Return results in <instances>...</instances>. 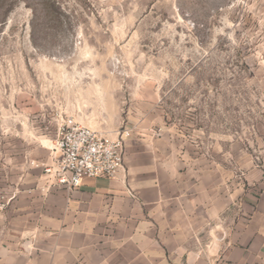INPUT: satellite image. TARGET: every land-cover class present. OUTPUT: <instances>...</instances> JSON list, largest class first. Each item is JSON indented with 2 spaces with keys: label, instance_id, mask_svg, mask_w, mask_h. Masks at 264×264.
<instances>
[{
  "label": "rangeland",
  "instance_id": "obj_1",
  "mask_svg": "<svg viewBox=\"0 0 264 264\" xmlns=\"http://www.w3.org/2000/svg\"><path fill=\"white\" fill-rule=\"evenodd\" d=\"M264 150V0H0V135L73 118Z\"/></svg>",
  "mask_w": 264,
  "mask_h": 264
},
{
  "label": "crops",
  "instance_id": "obj_2",
  "mask_svg": "<svg viewBox=\"0 0 264 264\" xmlns=\"http://www.w3.org/2000/svg\"><path fill=\"white\" fill-rule=\"evenodd\" d=\"M150 118L114 178L73 190L42 168L56 118L3 131L0 264H264V150Z\"/></svg>",
  "mask_w": 264,
  "mask_h": 264
},
{
  "label": "built area",
  "instance_id": "obj_3",
  "mask_svg": "<svg viewBox=\"0 0 264 264\" xmlns=\"http://www.w3.org/2000/svg\"><path fill=\"white\" fill-rule=\"evenodd\" d=\"M56 123V139L49 148L51 162L42 165L49 180L73 190L85 178H114L123 168L129 130L111 136L73 118H60Z\"/></svg>",
  "mask_w": 264,
  "mask_h": 264
}]
</instances>
